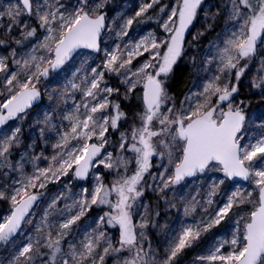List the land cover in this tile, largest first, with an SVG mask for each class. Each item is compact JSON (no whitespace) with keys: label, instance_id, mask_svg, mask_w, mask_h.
<instances>
[{"label":"snow or ice","instance_id":"snow-or-ice-1","mask_svg":"<svg viewBox=\"0 0 264 264\" xmlns=\"http://www.w3.org/2000/svg\"><path fill=\"white\" fill-rule=\"evenodd\" d=\"M0 264H264V0H0Z\"/></svg>","mask_w":264,"mask_h":264}]
</instances>
